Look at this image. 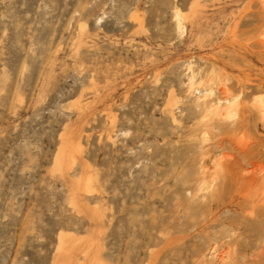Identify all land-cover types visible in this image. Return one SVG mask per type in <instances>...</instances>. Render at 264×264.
<instances>
[{
    "label": "rangeland",
    "instance_id": "rangeland-1",
    "mask_svg": "<svg viewBox=\"0 0 264 264\" xmlns=\"http://www.w3.org/2000/svg\"><path fill=\"white\" fill-rule=\"evenodd\" d=\"M262 34L264 0H0V264L264 262Z\"/></svg>",
    "mask_w": 264,
    "mask_h": 264
},
{
    "label": "bare ground",
    "instance_id": "bare-ground-1",
    "mask_svg": "<svg viewBox=\"0 0 264 264\" xmlns=\"http://www.w3.org/2000/svg\"><path fill=\"white\" fill-rule=\"evenodd\" d=\"M177 22L178 23H176V26H177V30H180V29H182L181 27H180V20H179V16H177ZM264 34H262V36H263ZM264 37V36H263ZM261 41V40H260ZM189 66V65H188ZM194 87V86H193ZM225 93V92H224ZM223 94V93H222ZM206 96V95H205ZM204 96V97H205ZM222 99V98H221ZM233 102V101H232ZM211 103V102H210ZM254 103V102H253ZM255 103H256V101H255ZM259 103V102H258ZM263 103V102H262ZM234 104V103H233ZM225 105V104H224ZM206 106V105H205ZM204 106V107H205ZM211 106V105H210ZM210 106H208V108H207V106L203 109V114H204V116H203V118H205V117H209V116H211V117H213V116H215V118H216V116H223L222 115V113H223V111L225 110V112H226V115L225 116H228L227 118H229V116H230V113H231V111H232V109L233 108H231L232 106L231 105H226L223 109V111H222V113L221 114H219V112H220V108L219 107H217V108H215V109H211V107ZM235 106V105H234ZM259 106H260V104H259ZM236 108V107H235ZM239 109V108H238ZM261 111H260V114L262 115L261 117L264 119V106L262 105L261 106ZM244 110V109H243ZM260 110V109H259ZM234 111V110H233ZM236 111H237V108H236ZM235 111V112H236ZM242 111V110H241ZM232 113H234V112H232ZM237 113V112H236ZM240 113V112H239ZM233 116V115H232ZM220 118V117H219ZM230 118L232 119V117L230 116ZM224 119H226V118H224ZM204 120V119H203ZM215 120V119H214ZM229 120V119H228ZM238 120V119H237ZM236 120V121H237ZM216 122V121H215ZM224 122V121H223ZM223 122H221L222 124H223ZM206 123H209V122H206ZM217 123H218V121H217ZM220 123V122H219ZM225 123V122H224ZM239 123V122H238ZM243 123V122H242ZM210 124H211V122H210ZM237 124V123H236ZM231 125H232V123H231ZM234 125V124H233ZM239 126H240V124H239ZM241 126H242V124H241ZM231 128H233V126L231 127ZM239 128V127H238ZM234 129V128H233ZM244 145V144H243ZM242 147V146H241ZM252 148V147H251ZM251 148H249V149H251ZM240 149V148H239ZM244 149V148H243ZM254 149V148H253ZM245 150H247V148L245 149ZM245 150H243V151H245ZM242 151V150H241ZM253 152H255V151H252V153ZM246 153V152H245ZM250 153V152H249ZM252 153H250V154H252ZM258 153V152H257ZM241 154H243L242 152H241ZM256 154V153H255ZM255 154H253V155H255ZM259 154V153H258ZM257 154V155H258ZM245 155V154H244ZM247 155V154H246ZM253 155H248V163L246 164V165H248L250 168H251V173L252 174H254L255 176H253L252 174V176H253V178H250L249 180H248V184L251 182V184L253 185H255V184H257V183H261L263 186H264V168L263 167H260L259 165H257L256 164V159H255V157L253 156ZM242 159V158H241ZM244 160H245V157L243 158ZM243 160V161H244ZM246 161V160H245ZM215 162V161H214ZM223 162V161H222ZM226 162V161H225ZM225 162L223 163V164H220V163H218L217 165H215L216 166V168L218 169V174L219 175H221V177L223 178V180L224 179H226V178H228L229 179V182H231L232 183V180H230V178H229V176L231 175H236V170H233L234 169V167H233V169H227L228 168V166H227V168L225 167ZM212 164V163H211ZM234 165V163H232L231 164V166H233ZM214 167V166H213ZM215 168V169H216ZM239 169V168H238ZM240 170V169H239ZM242 170V169H241ZM215 171V170H214ZM214 171H213V173H214ZM232 171H235V172H232ZM233 174H232V173ZM212 173V172H211ZM210 173V174H211ZM235 173V174H234ZM237 175H238V172H237ZM240 175V174H239ZM217 176V175H216ZM216 176H214V177H216ZM245 176V175H244ZM250 176V175H249ZM210 177H211V175H210ZM220 177V176H219ZM233 177V176H232ZM246 177H248V176H246ZM241 178V177H240ZM243 178H245V177H243ZM242 178V179H243ZM212 179H213V177H212ZM233 179V178H232ZM247 179V178H246ZM246 179H244V180H246ZM219 180V179H218ZM235 180H236V178H235ZM227 181V180H226ZM225 181V182H226ZM234 181V180H233ZM237 181V180H236ZM236 181H235V183L233 182V184H236ZM250 181V182H249ZM228 182V181H227ZM247 183V182H246ZM209 184V183H208ZM221 184V183H220ZM202 185H204V184H202ZM202 185H200V186H202ZM215 185V184H214ZM253 185V186H254ZM238 186H240V185H238ZM245 186H247V185H245ZM251 186V185H250ZM213 187V186H212ZM222 187H223V182H222ZM225 187V186H224ZM241 187H242V185H241ZM248 187V186H247ZM213 188H215V187H213ZM231 188V187H230ZM238 188V187H237ZM254 188V187H253ZM264 188V187H263ZM225 189H226V187H225ZM233 189V188H232ZM249 189V188H248ZM228 190V189H227ZM236 190V189H235ZM251 190V189H250ZM239 191V190H238ZM240 191H241V189H240ZM237 192V191H236ZM248 192V191H247ZM238 193V192H237ZM240 193V192H239ZM244 193V192H243ZM252 193V192H251ZM250 193V194H251ZM232 194V193H231ZM245 194H246V192H245ZM244 194V195H245ZM253 194H254V196L253 197H256L257 195L255 194V192L253 191ZM231 196V195H230ZM246 196V195H245ZM240 197V196H239ZM245 198V197H244ZM246 200H248V199H246ZM245 200V202H248V204H245V205H248V206H246L247 207V210L249 211L250 210V214H247V215H249L248 217H251V215H253V216H256V215H259V214H257V211H259V208H257V207H260L261 208V206H262V208H264L263 206H264V192H262L261 194H260V196L258 197L257 196V199H254V200H252V202L250 203V200H248V201H246ZM242 201V200H241ZM244 201V200H243ZM231 203V202H230ZM228 204V205H232V204ZM250 203V204H249ZM217 207V206H216ZM244 209L245 208H243V211H244ZM254 209V210H253ZM258 209V210H257ZM261 210V209H260ZM264 211V210H263ZM263 211H260V214H261V212H263ZM246 215V214H245ZM244 215V216H245ZM246 215V216H247ZM242 217V216H241ZM258 217V216H257ZM257 217H255L256 219H257ZM263 218V217H262ZM252 219H254L253 217H252ZM261 218L259 217V221L258 220H255V221H257V222H255V223H257L256 225H258V226H254L255 224H253L251 227H250V229H252L253 231H254V228L256 229V227H258V229H256V230H258V231H252L253 233H252V235H248L249 233H251V232H247L246 234L248 235V237L250 238H248L247 237V235H246V237L249 239V240H251L250 241V245H251V247L252 248H254L255 249V252H256V250H257V253H258V250L259 249H264V220H260ZM206 220V219H205ZM253 221V220H252ZM253 222V223H254ZM246 223V222H245ZM249 223V222H248ZM250 224V223H249ZM198 225V224H197ZM251 225V224H250ZM193 226H195V225H193ZM254 226V227H253ZM248 227V226H247ZM192 228V227H191ZM201 228V227H200ZM242 228V227H241ZM240 228V229H241ZM232 230H233V228H231ZM243 229H244V227H243ZM250 229L248 228V230L250 231ZM247 230V231H248ZM243 231V230H242ZM246 231V230H245ZM242 235H244V234H242ZM244 235V236H245ZM239 237V236H238ZM240 238H241V236H240ZM242 238H244L243 236H242ZM233 240H236V239H233ZM247 240V239H246ZM248 240V241H249ZM239 241H240V239H239ZM242 241V240H241ZM236 242H238V241H236ZM235 242V243H236ZM245 242V241H244ZM240 243V242H239ZM238 243V244H239ZM242 244H243V242H241ZM240 243V244H241ZM246 243V242H245ZM244 243V244H245ZM237 244V245H238ZM241 244V245H242ZM247 244V243H246ZM248 245V244H247ZM243 246V245H242ZM246 246V245H245ZM240 247V246H239ZM238 247V248H239ZM245 250V249H244ZM233 252H235V251H233ZM239 252V251H238ZM237 252V253H238ZM263 252H264V250H263ZM243 253V252H242ZM244 253H245V251H244ZM260 255H262V254H260ZM264 255V254H263ZM263 255L261 256V257H263ZM238 256H239V254H238ZM241 256V255H240ZM243 256V255H242ZM242 256L240 257V258H238V257H236L235 256V258H234V260L230 263V264H238V262L239 261H242V262H240V263H244L245 264V262H243V261H245V259L244 258H242ZM253 256H255V254L253 255ZM228 257H231V255H228ZM234 257V256H233ZM233 257L232 258H230V261H231V259H233ZM256 257H259V253L258 254H256V256L255 257H253V258H256ZM264 258V257H263ZM262 258V259H263ZM229 259V258H228ZM194 260V259H193ZM252 260V259H251ZM257 260V263L259 262V260L258 259H256ZM264 260V259H263ZM263 260H261V261H263ZM252 262V261H251ZM250 262V263H251ZM253 262L255 263V260L253 259ZM198 263H201V262H197V263H195V264H198ZM203 263V262H202ZM246 263H247V261H246ZM261 263H264V262H261ZM260 262L258 263V264H261ZM223 264H225V263H223ZM227 264V263H226ZM252 264V263H251Z\"/></svg>",
    "mask_w": 264,
    "mask_h": 264
}]
</instances>
